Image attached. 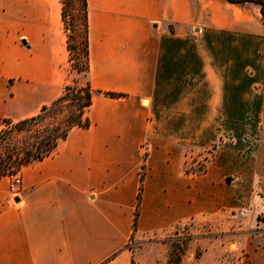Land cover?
Wrapping results in <instances>:
<instances>
[{"label":"crops","instance_id":"1","mask_svg":"<svg viewBox=\"0 0 264 264\" xmlns=\"http://www.w3.org/2000/svg\"><path fill=\"white\" fill-rule=\"evenodd\" d=\"M86 2L91 125L23 166L13 202L0 178V264L138 263L202 216L256 231L239 264H264L261 6ZM61 12L60 0H0V117H32L69 84ZM199 153L204 170L187 171Z\"/></svg>","mask_w":264,"mask_h":264},{"label":"trees","instance_id":"2","mask_svg":"<svg viewBox=\"0 0 264 264\" xmlns=\"http://www.w3.org/2000/svg\"><path fill=\"white\" fill-rule=\"evenodd\" d=\"M235 4L254 2L264 11V0H227ZM80 5V23L83 30V63L81 72L86 73L88 65V25L87 2L78 0ZM65 22V10L61 12ZM67 50L71 48L67 39ZM110 97H119L117 93H106ZM93 91L88 83L84 86L68 84L62 94L50 105L42 106L40 111L29 118L16 122L3 119L0 128V178L11 175L23 166L50 155L58 143L64 140L71 129L90 127L88 111L92 105ZM142 179V177H141ZM140 195L137 196V207ZM136 216L133 230H135ZM184 256L180 245L169 249L163 264H181ZM133 263V261H132Z\"/></svg>","mask_w":264,"mask_h":264},{"label":"rangeland","instance_id":"3","mask_svg":"<svg viewBox=\"0 0 264 264\" xmlns=\"http://www.w3.org/2000/svg\"><path fill=\"white\" fill-rule=\"evenodd\" d=\"M60 2L61 11L63 8L65 10L63 27L66 35V48L67 39L71 48V53L67 50L69 84L84 86L87 83V79L86 73L81 72V64L84 60L80 5L78 0H60ZM12 82L10 80L7 86L9 87ZM3 119L10 118L0 117V128L3 127ZM10 120L16 122V120ZM195 156L194 161H190L189 165L185 166V169L189 172L200 174L204 170L208 154L199 153ZM220 222L217 216H202L179 224L169 230V232L159 236V240L154 241L157 244L156 252L148 255L143 252L140 261L131 264H163L166 262L167 252L169 249L174 248L175 245H180L184 252L181 264H239V260L246 261L247 255L239 243H241L244 234L254 236L256 231L249 230L236 233L237 231H231L230 227L223 230L219 226ZM149 244L151 243L148 242ZM128 247L135 251L141 248L142 245L132 241Z\"/></svg>","mask_w":264,"mask_h":264},{"label":"built area","instance_id":"4","mask_svg":"<svg viewBox=\"0 0 264 264\" xmlns=\"http://www.w3.org/2000/svg\"><path fill=\"white\" fill-rule=\"evenodd\" d=\"M20 188H21V175H20V171L17 170L11 175L9 181V193H10L11 202H13L15 198L19 197Z\"/></svg>","mask_w":264,"mask_h":264}]
</instances>
